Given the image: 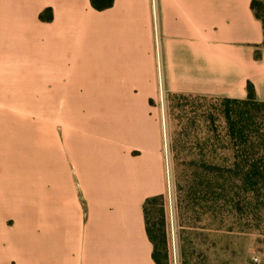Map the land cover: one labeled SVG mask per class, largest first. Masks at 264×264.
Listing matches in <instances>:
<instances>
[{"label":"crops","instance_id":"0c3cea01","mask_svg":"<svg viewBox=\"0 0 264 264\" xmlns=\"http://www.w3.org/2000/svg\"><path fill=\"white\" fill-rule=\"evenodd\" d=\"M251 1L114 0L97 9L91 0H0V75L26 74L27 85L52 90L55 74L66 82L92 72L98 85L145 95V113L121 118L111 151L74 159L65 146L56 176L47 143L43 164L23 166L21 177L0 151V264H156L143 205L166 193L167 172L163 115L150 101L162 90L245 99L248 82L264 101V19ZM68 128L62 120L56 129Z\"/></svg>","mask_w":264,"mask_h":264},{"label":"rangeland","instance_id":"374dc122","mask_svg":"<svg viewBox=\"0 0 264 264\" xmlns=\"http://www.w3.org/2000/svg\"><path fill=\"white\" fill-rule=\"evenodd\" d=\"M64 75L51 78L52 90L38 80L27 85L26 74L0 75V151L21 166L20 177L27 175L23 166L43 164L45 143L47 163L56 176L67 163L65 146L74 159L84 152L111 151L114 144L108 138L123 129L121 118L145 113L144 90L98 85L92 72H70L66 82ZM14 78H21L20 85ZM125 97L137 103L130 105ZM150 102L164 120L170 264H264V178L237 175L242 145L229 134L224 98L162 90L158 104ZM57 117L72 128L59 133ZM46 127L52 130L48 136ZM71 131L85 137L65 142L63 135ZM249 146L255 152L248 159L252 164L264 154V143ZM159 208V202L150 206V227L162 225Z\"/></svg>","mask_w":264,"mask_h":264},{"label":"trees","instance_id":"16d2710c","mask_svg":"<svg viewBox=\"0 0 264 264\" xmlns=\"http://www.w3.org/2000/svg\"><path fill=\"white\" fill-rule=\"evenodd\" d=\"M94 7L97 9H105L113 4L114 0H91ZM251 7L255 15L264 19V0H252ZM41 19H50L51 16H46L44 12L40 14ZM247 97L245 99L227 98L223 97L226 103L225 116L228 121L229 134L232 139L238 140V143L242 145L240 148L239 155L242 162L237 163V175H242L245 179L246 177L252 176L256 179L264 178V154L259 155L257 160L250 164L249 157L255 154L254 151H250L249 146H252L255 141L264 143V131L262 130V125H264V101L257 98L255 87L251 82L247 84ZM231 104L237 105L232 107ZM255 128H252L255 126ZM219 169V168H218ZM230 171L232 168H229ZM233 169H235L233 167ZM220 170V169H219ZM160 203V208L158 209V214L162 217L161 227L153 228L149 226V211L150 206L153 203ZM144 214L146 220L147 233L150 240L153 243V258L156 264H170V257L168 251V238L165 228V204H164V194H158L149 196L146 198L144 205Z\"/></svg>","mask_w":264,"mask_h":264}]
</instances>
